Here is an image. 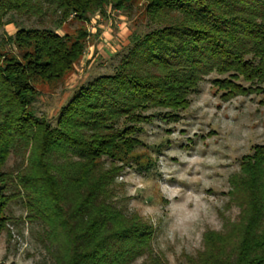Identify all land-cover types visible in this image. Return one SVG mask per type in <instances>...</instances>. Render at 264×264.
<instances>
[{
  "label": "trees",
  "instance_id": "16d2710c",
  "mask_svg": "<svg viewBox=\"0 0 264 264\" xmlns=\"http://www.w3.org/2000/svg\"><path fill=\"white\" fill-rule=\"evenodd\" d=\"M136 1L0 0V27L16 25L15 15L41 25H16L0 38V232L16 219L37 227L40 264H132L142 256L140 264H163L151 255L150 226L116 195L141 125L176 120L212 73L223 95L264 99V0H146L147 30L133 36L112 73L74 90L54 126L36 115L34 77L60 78L85 47L83 32L56 30L69 18L108 5L128 11ZM9 43L19 56L2 52ZM11 154L19 160L6 168ZM252 160L264 161V145ZM259 186L236 241L205 235L196 264H264V177ZM11 203L24 215L7 214Z\"/></svg>",
  "mask_w": 264,
  "mask_h": 264
},
{
  "label": "rangeland",
  "instance_id": "374dc122",
  "mask_svg": "<svg viewBox=\"0 0 264 264\" xmlns=\"http://www.w3.org/2000/svg\"><path fill=\"white\" fill-rule=\"evenodd\" d=\"M146 0L128 11L109 5L82 20L69 18L59 35L81 31L85 47L70 70L57 79L34 77L36 115L52 126L74 90L98 75L110 74L135 34L147 30ZM16 25L40 27L33 18L14 16ZM0 27V38L17 27ZM3 53L19 56L14 44ZM209 74L189 96L188 106L174 121L154 118L141 125V145L116 177V195L127 212H134L151 229L149 248L163 264H196L204 251L205 235L236 241L242 211L264 177V161L253 162L264 145V99L257 93L223 95ZM19 160L11 154L10 168ZM260 174V175H259ZM7 214L23 216V208L9 204ZM0 232V264H40L46 254L36 241L37 227L20 219ZM10 236V237H8ZM144 256L132 264H140Z\"/></svg>",
  "mask_w": 264,
  "mask_h": 264
}]
</instances>
